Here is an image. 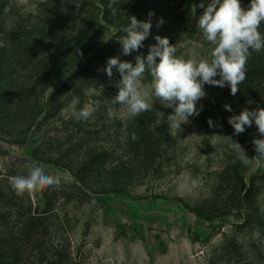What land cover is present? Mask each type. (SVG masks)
<instances>
[{"label":"rangeland","instance_id":"obj_1","mask_svg":"<svg viewBox=\"0 0 264 264\" xmlns=\"http://www.w3.org/2000/svg\"><path fill=\"white\" fill-rule=\"evenodd\" d=\"M180 1L0 0V189L12 195H0V250L16 255L9 264H264V176L254 205L243 197L264 174V159H251L261 137L254 123L240 135L228 123L264 107V77L235 96L205 84L199 115L170 131L173 108L153 98L150 119L136 126L111 103L119 73L98 71L114 56L135 64L156 43L149 36L139 52L124 56L120 45L108 54L116 24L137 18L142 4L157 23ZM172 45L185 57L211 51L198 28ZM254 66H264V51L249 58ZM86 104L95 109L89 119L71 118ZM36 165L60 186L17 196L10 178Z\"/></svg>","mask_w":264,"mask_h":264},{"label":"clouds","instance_id":"obj_2","mask_svg":"<svg viewBox=\"0 0 264 264\" xmlns=\"http://www.w3.org/2000/svg\"><path fill=\"white\" fill-rule=\"evenodd\" d=\"M20 4H27L28 0H19ZM199 16L197 27L204 40L211 45L207 57H185L177 55L176 45H172L167 37L156 35V43L149 46L146 56H135V64L121 60L119 56L109 57L106 67L98 69L106 73L109 79L113 76V69L119 73L120 79L115 82L119 89L111 100L112 104L120 105V111L128 118L134 119L144 112L154 108L153 98L165 108H173V113L167 117L169 130L180 131L182 123H188L189 117L198 116L202 105L198 109L197 103L206 96L204 85L230 87L231 95L235 96L240 90L239 85L245 81L247 63L253 53L264 51V33L260 31L264 24V0H250L245 8L241 0H211ZM115 14V10H113ZM154 13L150 12L149 17ZM129 22L120 31L118 42L122 46V54L128 56L139 52L144 47V41L150 35L151 19L138 20L134 15L128 16ZM164 24L158 19L156 27ZM158 61V62H157ZM145 73L151 77V82H143ZM219 77V79H216ZM248 104L253 101L249 100ZM226 111L232 112L229 104H225ZM95 109L85 105L79 110L71 112V118L76 121L87 120ZM107 114L113 115L112 107H107ZM163 116V113H160ZM228 123L234 129V135L245 131V126L255 124L259 136L252 143L256 156L251 159H264V107L254 109L244 108L238 115L228 117ZM210 127L214 121L208 120ZM138 137L132 134V139ZM230 139V149L237 154V158L247 165L250 158L240 143ZM11 186L19 197L26 193L41 192L50 187H59V176L47 174L42 165H36L28 170L27 175H16L10 178Z\"/></svg>","mask_w":264,"mask_h":264},{"label":"trees","instance_id":"obj_3","mask_svg":"<svg viewBox=\"0 0 264 264\" xmlns=\"http://www.w3.org/2000/svg\"><path fill=\"white\" fill-rule=\"evenodd\" d=\"M211 0H181L176 7V10L174 12L169 11V14H166L164 17V24L160 26L159 28L156 27L157 23L152 22V28L150 30V35L153 41L154 37L156 35H160L161 37H167L169 39L170 44L174 43L178 39H182L185 37H188L195 33L197 30V22L199 19V16L202 15L203 9L199 7L200 3H204L205 6H207L208 3H210ZM93 4V3H92ZM137 19L138 20H148V7L145 4H142L137 9ZM117 28L116 33L113 34V36L110 38L109 43L106 45L105 50H107L108 54H115L119 51L120 43L118 42L119 38L123 33L120 31V29L123 26H126L122 23L115 25ZM149 48V46L147 47ZM145 54L144 56H146ZM81 74V73H79ZM146 74V73H145ZM148 74V73H147ZM261 77H264V66H254L247 68L246 73V79L241 83V85L245 84V82H249L250 84L254 82V80L259 79ZM216 79H219V77H216ZM63 85L62 87H65ZM61 87V88H62ZM150 115H148L146 112L142 113L140 116L136 117L135 119V125L140 126L142 121H145L150 119ZM78 177L79 174L75 173ZM264 176V174H257L253 175L251 177V183L253 184L250 188H248L245 192V195L243 196L248 203L253 204L256 201V198L258 197V191L253 190L254 189V182L256 178H260ZM0 195L3 197H10L9 193L5 192L3 189H0ZM34 219L31 220V224L34 223ZM252 221L246 222V226L252 224ZM1 242V241H0ZM2 243V242H1ZM3 252V250H0V264H9L8 262L15 257L16 255H9ZM12 257V258H11ZM10 259V260H8ZM7 261V262H6Z\"/></svg>","mask_w":264,"mask_h":264}]
</instances>
